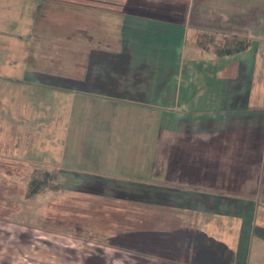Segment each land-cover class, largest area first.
<instances>
[{"label":"crops","instance_id":"crops-1","mask_svg":"<svg viewBox=\"0 0 264 264\" xmlns=\"http://www.w3.org/2000/svg\"><path fill=\"white\" fill-rule=\"evenodd\" d=\"M200 30L252 43L218 56L191 43ZM1 53L8 115L56 85L111 121L78 122L69 156L137 179L166 227L141 241L171 264H264V0H0Z\"/></svg>","mask_w":264,"mask_h":264},{"label":"rangeland","instance_id":"rangeland-1","mask_svg":"<svg viewBox=\"0 0 264 264\" xmlns=\"http://www.w3.org/2000/svg\"><path fill=\"white\" fill-rule=\"evenodd\" d=\"M205 34L221 41V34L200 30L191 43ZM3 58L1 53L0 60ZM3 69L0 67V73ZM21 84L24 85H14L18 88ZM9 90L8 80L1 79L0 264H171L160 246L141 241V233L146 230L166 227L149 222L148 209L153 205L140 200L137 188H133L135 183L128 181L137 179H98L95 175L103 172L94 170H101L102 164L93 155L89 156L96 161L93 171H85L87 163L76 165L69 156L70 138L77 133L78 122L92 130L91 125L108 128L111 121L106 122L103 115L96 113L95 106L89 108L86 99H79L81 95L56 85H45L37 92V99H27L25 95L21 102L19 98L8 115ZM25 101L29 104L25 105ZM77 116L85 118L78 121ZM28 130L37 139L27 140ZM140 132H145L143 127ZM87 140L86 135L84 142ZM72 166L81 170L70 169ZM53 168L59 170L63 188L54 190L48 186L28 196L32 172Z\"/></svg>","mask_w":264,"mask_h":264},{"label":"trees","instance_id":"trees-1","mask_svg":"<svg viewBox=\"0 0 264 264\" xmlns=\"http://www.w3.org/2000/svg\"><path fill=\"white\" fill-rule=\"evenodd\" d=\"M221 41L215 35H203L198 39V46L203 50L211 52L215 55H232L246 50L252 43V39L247 35L241 34H221ZM43 175V176H41ZM51 187L54 190H61L63 188L62 184L59 182V170L58 169H46L45 171H40V169H35L32 172V178L29 182V189L27 191L28 196H33L45 187ZM141 187H150L148 184L142 183ZM154 187V186H153ZM158 198L161 195L156 194Z\"/></svg>","mask_w":264,"mask_h":264}]
</instances>
